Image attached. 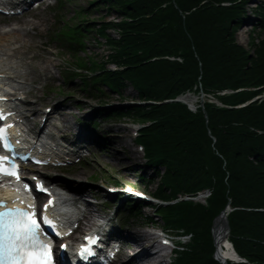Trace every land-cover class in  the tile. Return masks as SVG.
<instances>
[{
  "label": "trees",
  "instance_id": "1",
  "mask_svg": "<svg viewBox=\"0 0 264 264\" xmlns=\"http://www.w3.org/2000/svg\"><path fill=\"white\" fill-rule=\"evenodd\" d=\"M103 2L129 18L115 23L118 39L106 32L108 24L96 29V24L63 19L53 39L76 63V68L64 67V79L80 78L82 90L93 88L101 94L105 91L100 85L117 93L132 86L139 100L154 102L99 109L93 119L128 117L148 123L139 130L137 142L160 176L153 195L163 204L153 205V210L165 229L190 236L184 249L176 251L175 264H220L213 258L211 227L228 202L229 240L246 262L226 264H264V98L245 104L264 91V36L258 41L251 37L252 53L235 39L250 21V1ZM251 10L257 20L251 27L263 29L264 4ZM88 31H96L113 49L97 68L78 54L85 51ZM107 63L116 69L110 70ZM73 69L98 73L86 76ZM194 88L222 106L205 102V118L199 106L192 112L183 103L163 102ZM225 90L234 92L219 94ZM140 178L152 181L143 173ZM206 188L211 190L206 204L178 199ZM110 199L123 201L131 211L142 207L128 196Z\"/></svg>",
  "mask_w": 264,
  "mask_h": 264
},
{
  "label": "rangeland",
  "instance_id": "2",
  "mask_svg": "<svg viewBox=\"0 0 264 264\" xmlns=\"http://www.w3.org/2000/svg\"><path fill=\"white\" fill-rule=\"evenodd\" d=\"M50 1V4L32 10L23 17L9 19L0 16V28L8 29L11 26H22L30 30L29 33L32 37L31 41L28 42L27 46L19 48L20 51L24 48H26L27 51L24 53H17L15 58L24 62H30L31 66L35 68V72L33 73L34 82L31 84V87L34 88V93L28 96L30 103L41 112L36 117L35 121H37V123L39 122L44 107H58L59 103L65 102L64 106L57 109L66 114L61 120L62 125H65L66 120L68 124L69 122L71 124H69V131L67 133L69 137L71 139L75 138L78 125L85 126V128L89 130L91 128L89 121H92L97 124L93 132V136H95L94 140L98 143L100 142L104 147L100 146L99 148H95L92 156L85 161L86 163L75 165L69 169L40 168V172L49 174V177L56 179L55 181L63 185L67 183V185L71 184L84 187L85 189L82 194L84 198H87L86 201L92 205L91 207L94 213L98 215H100V211L105 213L111 225L120 223L121 226L123 224L125 230L127 227L136 229L141 233L146 231H156L160 233V231L163 230V232L165 231L164 233L168 235H174L176 231L164 229L162 218L155 214V210H153L152 207L156 204H163L162 201L153 195L157 189L160 176L155 175L152 172V168L145 166L142 157L136 154V151L140 155L141 152L138 150V142L133 137L135 135L139 137V130L148 123L135 122L128 117L110 118L103 116L96 120L93 119L100 108L108 110L114 106L130 104L144 105L154 102L139 100L138 93L132 86H126L120 93H117L113 90L109 91L105 86L100 85L99 88L105 91L104 94H101L93 88L90 90H82L80 87L81 81L79 82L78 79L73 81L70 78L64 81L61 74L62 66L69 64L73 68H76V63L72 62L71 53L60 48L57 41L54 42L50 39V31L58 26L62 19L63 21L76 25L83 24L84 26H93L96 24V29L100 28L99 26H101V24H108L107 27L110 28H107L106 32L111 38L118 39L119 31L115 23L129 20V18L123 16L115 7L108 9L107 3L103 2V0H63L64 3L60 9L55 8L58 0ZM249 1L250 3L247 5V10L250 14L249 20L252 22L248 21L247 24L241 26L235 34V39L238 44L242 45L249 53H252L254 48L250 45V39L251 37H255V41H258L264 36V28L251 27L250 23L255 24L257 21L255 17L252 16L251 13L253 11L251 9H257L259 5L263 6L264 0ZM85 41V51H80L78 54L80 57H83L86 63L88 60L90 61V65L94 63L95 66L92 65V68H97L102 62L107 61L109 54L113 53V49L107 45L105 39L96 31H88ZM18 45L19 44H15V47ZM106 67L110 70L116 69L115 65L112 63H107ZM72 71H75V69ZM77 72L86 74V76L98 73V71L91 72L82 69H78ZM259 89H262V87H259ZM57 91L60 92L56 94ZM198 95L199 97H195L194 102L191 101L194 103L193 112L196 110L195 107L203 106V104L208 101L218 105L212 95ZM207 95H210L209 98ZM263 97L264 91L251 100H256V98L261 99ZM251 100L246 103L251 102ZM183 103L188 104L186 101H183ZM190 105L192 106V104ZM191 106H189L188 109L192 108ZM27 113L30 114L29 112ZM32 118L34 119V117ZM133 142L135 143L134 145ZM141 173L151 177L152 181L141 179ZM111 184L122 185L133 190L137 195V200L141 202L142 207L138 209L136 206V209L131 208V211L127 209L125 203L121 200H113L115 202L107 200L115 209H109V211H107L105 209L106 207H103L101 203L106 201L107 195L105 187ZM200 201L204 202L205 200L200 199ZM150 216L153 218H149ZM148 219H152L151 221L158 226L154 227L148 222ZM120 235L124 237L121 231ZM211 235L213 239L212 227ZM187 240L188 237L186 236L182 239V241L186 242ZM129 248L133 253L136 251L135 247L130 246ZM176 255L177 253L174 251L171 262L170 259L168 262L175 264ZM118 264L121 263L119 262Z\"/></svg>",
  "mask_w": 264,
  "mask_h": 264
},
{
  "label": "bare ground",
  "instance_id": "3",
  "mask_svg": "<svg viewBox=\"0 0 264 264\" xmlns=\"http://www.w3.org/2000/svg\"><path fill=\"white\" fill-rule=\"evenodd\" d=\"M31 39H32L31 34L26 28L14 26L7 30L0 29V81L2 82L0 83V86L1 88L4 89L14 90L16 92V95H21L23 91H25V89H27L30 86L33 79V73L35 72V68L31 66L30 62L19 63L14 58L17 53L19 52L24 53L27 51L26 48H24L22 51H20L19 48L27 46V43L31 41ZM18 42H21L22 45L20 47L11 49V46ZM78 80L79 82L82 81L80 80V78ZM184 99L189 100V102L192 103V105L194 104L193 102L195 101V98H190L187 96L184 97ZM24 103L27 105H31L27 101H24ZM64 105L65 102H61L58 104V107L53 106L51 112L58 113L60 116H63L62 113L64 112L59 111L57 108L62 107ZM28 110L32 111L34 115L39 114L38 108L31 107ZM20 113L24 115H28L23 110H20ZM46 117L49 118L50 117L49 114H47ZM69 124L67 121V126H69ZM50 127L56 128V126L51 121L47 122L46 119L43 126L40 128L39 131L40 135L37 141L38 145L42 146V149H44V151L47 154L54 153L52 144L48 141L49 135L53 134ZM134 139L136 140V138ZM134 144L135 143L133 142V145ZM144 153L141 152L140 155L136 151V154L139 157L140 156L142 157L143 164L149 168H152L147 164L148 159ZM65 186L73 194L75 193L78 194L80 193V191L82 192L85 189L82 186L79 187L77 185H71V184L67 185V183ZM115 186L120 188L122 190L121 192L126 194V196L134 198V196L131 193L125 192V190L120 185H115ZM110 201L115 202L113 201V199H111ZM67 202L68 199L64 195L62 194L58 195L57 209L61 212L62 221L68 223L71 221V219L79 218L80 217L79 215H82L83 219L80 220V228L86 229V227L92 224L93 220L97 217L96 216L97 214H95L94 210L91 209L90 203L85 204L84 210L80 211L79 213H75L74 211L68 209ZM226 217H227L226 212H223L215 219L214 224L212 226L214 257L215 260L218 261L220 264H226L229 260H233L235 258L234 248L230 243L229 231L225 223ZM151 220L148 219V222H150L154 227L158 226L157 224H154ZM120 231L121 234L123 233L124 235V237L120 235V237L123 239L122 252L123 250L124 252H126V249L129 248L130 246L136 248L135 253L131 252L127 255L122 256V259L120 261L121 264H171L168 262L169 261L168 259L171 258V252L168 250L169 246L166 247L167 245L165 246V244H161L157 242L156 231H152V232L146 231L144 233L143 232L141 233L136 229H131V227L130 228L127 227L125 230L124 226L121 228Z\"/></svg>",
  "mask_w": 264,
  "mask_h": 264
},
{
  "label": "snow or ice",
  "instance_id": "4",
  "mask_svg": "<svg viewBox=\"0 0 264 264\" xmlns=\"http://www.w3.org/2000/svg\"><path fill=\"white\" fill-rule=\"evenodd\" d=\"M0 119L6 117L0 113ZM0 141H3L7 150H12L6 128H0ZM9 163L8 157L0 156V175L19 179L18 166L11 164L9 167ZM38 190H43L42 185L38 186ZM39 229L40 222L34 212L10 209L0 213V264H52L51 247L41 240ZM97 242L98 238H89L90 244L95 245ZM80 255L86 260L94 252L92 248L86 247Z\"/></svg>",
  "mask_w": 264,
  "mask_h": 264
},
{
  "label": "water",
  "instance_id": "5",
  "mask_svg": "<svg viewBox=\"0 0 264 264\" xmlns=\"http://www.w3.org/2000/svg\"><path fill=\"white\" fill-rule=\"evenodd\" d=\"M165 102H167V101H165ZM246 104H248V103H246ZM202 111H203V113H204L205 118H207V116H206V111L204 110L203 106H202ZM231 210H232V208H230V206H229V202H228L227 205H226V207L220 212V214H222L223 212H226V214H227V212H228V211H231ZM220 214H219V215H220ZM216 217H217V216H216ZM216 217H215L214 220H213V224H214V221H215ZM225 223H226V227H227V229H228V231H229V225H228L227 217H226V219H225ZM212 226H213V225H212ZM234 254H235V258H234V260H239V261H241V262H246V260L243 259V258H241L236 252H234ZM237 262H238V261H237Z\"/></svg>",
  "mask_w": 264,
  "mask_h": 264
}]
</instances>
